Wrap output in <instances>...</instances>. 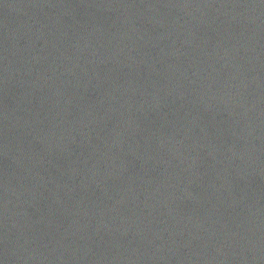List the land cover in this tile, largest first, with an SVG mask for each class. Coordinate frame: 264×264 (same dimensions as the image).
<instances>
[{
    "label": "water",
    "instance_id": "95a60500",
    "mask_svg": "<svg viewBox=\"0 0 264 264\" xmlns=\"http://www.w3.org/2000/svg\"><path fill=\"white\" fill-rule=\"evenodd\" d=\"M0 264H264V0H0Z\"/></svg>",
    "mask_w": 264,
    "mask_h": 264
}]
</instances>
